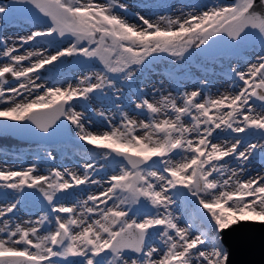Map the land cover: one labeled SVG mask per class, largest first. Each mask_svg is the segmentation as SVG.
I'll return each mask as SVG.
<instances>
[{"label": "snow or ice", "instance_id": "obj_1", "mask_svg": "<svg viewBox=\"0 0 264 264\" xmlns=\"http://www.w3.org/2000/svg\"><path fill=\"white\" fill-rule=\"evenodd\" d=\"M16 13L32 28L11 45L13 38L0 35V59L6 61L0 85L9 76L16 81L0 87V118L47 136L67 122L93 155L76 170L51 168L47 175L38 174L35 163L0 168V195L11 194L0 204V264H68L70 258L72 264H228L226 232L264 225V171L250 169L257 153L264 164V0H231L158 15L155 22L140 12L130 21L129 5L121 0L0 3V19ZM39 38L67 45L18 54ZM216 43L234 53L252 44L261 49L245 70L231 68V92L213 96L200 81L175 94L153 88L160 98L152 102L137 85L125 102L117 88V79L131 82L160 54L182 59L190 49ZM65 57L100 67L66 86L36 82L41 70L57 71ZM94 99L115 110L112 116L96 111L105 122L100 133L85 119ZM45 158L55 159L47 150ZM100 161L116 166L97 179L106 167ZM81 186L99 191L80 200L74 190ZM26 202L39 205V214L16 222Z\"/></svg>", "mask_w": 264, "mask_h": 264}, {"label": "rangeland", "instance_id": "obj_2", "mask_svg": "<svg viewBox=\"0 0 264 264\" xmlns=\"http://www.w3.org/2000/svg\"><path fill=\"white\" fill-rule=\"evenodd\" d=\"M8 0H0V3H7ZM98 3H105L106 0H97ZM121 2L129 5L128 18L130 21L135 22L132 17V13L140 12L146 17L152 19L154 22L158 18V15H172L176 16L181 11H188L192 8L197 10L203 9L205 6H212L214 4H227L231 0H121ZM40 19H45L40 17ZM43 27V25H41ZM32 28V25L25 21L21 14L16 13L11 19H0V35L4 37H10L9 34H16V37L25 35ZM7 30V34H3V31ZM15 38V37H14ZM13 39H9V44H13ZM53 38H39L35 44L30 43L20 48L18 54H26L27 51H42L44 48H48L49 52H54L56 48L66 46L67 41H59L55 44L49 45L48 40ZM228 49L226 45L222 43H216L209 48L203 49L199 52L200 56L193 57L191 55H185L182 59L179 57H172L168 54H160L155 59H151L144 68L137 72V75L131 82H124L119 79L116 80L117 88H121L125 102L131 95V91L135 86L143 85L145 92L150 101L155 102L159 100V95L152 93L153 88L160 89L162 87V94H166L168 91H191L200 87V81H206L205 92L215 96L219 93L233 91L231 85L233 84V77L230 75L231 68L235 67L240 70H245L247 64L252 61L261 49L258 44H252L244 48L242 51L236 54L221 53L214 56L210 53H219ZM0 51H2V45H0ZM66 60V61H65ZM68 60V61H67ZM6 62L0 59V66ZM98 61H90L87 64L82 63L77 57H65L63 63L57 66V71L53 72L51 66H46V69L41 70V79L36 81L37 83L44 84L47 87L61 86L66 81H72L75 83V77L81 76L88 71H95L100 67ZM25 65L28 61L24 62ZM9 83L6 85H0V87H12L16 86V81L10 76L8 77ZM239 83L238 81L236 82ZM113 89L107 90V95L111 96ZM8 95V93H6ZM27 95V93H25ZM20 99V97H16ZM134 99V97H133ZM3 107V105H0ZM76 110L84 111L81 107V102H76ZM96 111H103L106 115L112 116L114 109L107 102L101 104L99 100H93L88 110L85 112L86 121H90L89 127L95 132L104 131V120L102 117L96 115ZM129 114L136 118L135 113L129 110ZM6 119V118H0ZM118 114L115 116L114 122H118ZM28 129V128H27ZM24 127L23 131H27ZM7 133L0 131V140ZM46 137H49L43 134ZM69 138L75 139V129L69 128ZM246 139L249 142H256V136H248ZM3 141V140H2ZM25 144L24 142H21ZM27 144L16 147L17 152H13L12 148L4 147L0 144V168H11L13 170H21L28 167V165L35 163L38 166V174L47 175L51 168H57L63 170L67 167L72 170H76L78 165L83 164L86 160H90L93 152L87 151V147L83 145L82 148H75L69 143H36L34 141H27ZM14 147V144L13 146ZM46 150L51 151L54 154L55 159H46ZM260 158V154L252 160L250 169L257 168V171H264V164L261 161H257ZM99 160V157H97ZM105 163L106 167L104 171L100 172L96 176L100 179L108 174H111L115 168L114 161H100ZM260 168V169H258ZM255 174V172L253 173ZM76 198L84 200L88 194L98 192L96 187H90L85 189L83 186L74 190ZM2 192V190H0ZM11 198L9 192L8 197L0 195V204H4ZM39 205H33L29 202L22 204L20 209L15 213L14 220L19 222L21 220L31 217L35 219L38 213ZM189 213L191 209L188 210ZM190 216L185 215L184 220H189ZM183 223V221H182ZM43 234V232L41 233ZM57 264H64L63 261H57ZM68 264H72L71 258Z\"/></svg>", "mask_w": 264, "mask_h": 264}, {"label": "water", "instance_id": "obj_3", "mask_svg": "<svg viewBox=\"0 0 264 264\" xmlns=\"http://www.w3.org/2000/svg\"><path fill=\"white\" fill-rule=\"evenodd\" d=\"M230 1V0H229ZM66 61V60H65ZM68 61V60H67ZM29 125H21L7 119H0V131L20 142L64 143L69 139V125L58 129L52 136L23 131ZM225 249L229 251L228 264H264V225L246 224L224 235Z\"/></svg>", "mask_w": 264, "mask_h": 264}, {"label": "trees", "instance_id": "obj_4", "mask_svg": "<svg viewBox=\"0 0 264 264\" xmlns=\"http://www.w3.org/2000/svg\"><path fill=\"white\" fill-rule=\"evenodd\" d=\"M251 46V45H250ZM202 51V50H199V49H190L188 53H186L185 55H191L193 57H198L200 56L199 52ZM221 53H228V54H236L232 51H230L229 49H225V51H221L219 53H210L212 54L213 56L215 54H221ZM96 63H99V62H96ZM70 129H72L71 126H69ZM5 135V134H4ZM3 140V141H2ZM2 140H0V144H2V146L4 147H9V148H12V151L13 152H17V150L15 149L16 147H20V145H25L27 144L26 142H24L25 144L21 143L20 141L12 138L11 136H9L8 134H6L5 136L2 137ZM65 144L69 143L70 145H72L73 147L75 148H82V143L79 142L78 140L74 139V138H69L66 142H64ZM14 144V147H12Z\"/></svg>", "mask_w": 264, "mask_h": 264}, {"label": "bare ground", "instance_id": "obj_5", "mask_svg": "<svg viewBox=\"0 0 264 264\" xmlns=\"http://www.w3.org/2000/svg\"><path fill=\"white\" fill-rule=\"evenodd\" d=\"M7 33H8L7 30H4V31H3V34L6 35ZM9 35H11L10 37H12V38L16 37V34H9ZM2 36H4V35H2ZM8 43H9V40H8ZM257 161H260V158L257 159ZM258 169H260V168H258ZM251 171L254 173V172L257 171V168H256V167H255V168H252Z\"/></svg>", "mask_w": 264, "mask_h": 264}]
</instances>
